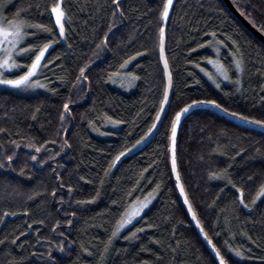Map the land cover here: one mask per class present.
<instances>
[{
    "label": "trees",
    "instance_id": "trees-1",
    "mask_svg": "<svg viewBox=\"0 0 264 264\" xmlns=\"http://www.w3.org/2000/svg\"><path fill=\"white\" fill-rule=\"evenodd\" d=\"M243 16L261 33L264 25V0H231ZM8 4L3 15L15 16L18 10L28 9L37 2L50 5L54 0H5ZM163 0H124L127 19L112 17L114 6L111 0H63V7L71 17L68 44L55 46L51 57L61 56V68L56 75L48 73L51 83L46 89L33 93H20L12 89L0 88V128H6L13 135L0 134L5 147L0 148V156L11 147L6 141L15 139L24 142L33 137L37 143L55 139L56 143L46 145L48 151L40 156L47 160L43 166L30 161L27 153L32 150L21 147L13 170L0 169V264H46V253L51 247L57 264H100V254L116 221L124 207L136 197L143 199L148 192L155 191L154 199L126 229L114 239L112 251L106 256L105 264H217L182 204L175 187L169 161V139L171 120L175 113L192 100L214 99L230 112H238L249 117L264 119V44L254 38L244 26L233 17L222 0H174L170 19L163 23L159 19ZM43 15L28 9L23 17L32 23L52 24L48 13ZM115 19L117 26L109 34L107 47L96 49L103 40L110 24ZM87 22V23H86ZM165 27V57L172 76V94L168 111L154 138L141 150L127 156L113 168L108 176L112 157L128 149L141 140L151 128L160 108L165 86L164 74L159 60V28ZM216 31L221 39L231 37L238 41L244 53V72L235 73L231 63L230 50L220 48V56L229 68L231 80L217 79L220 88L208 79L200 68L213 73L207 60L216 59L213 48L205 42ZM46 42V41H44ZM226 43L230 41L226 40ZM205 44V47H199ZM195 49V51H191ZM137 56L129 70L140 76L132 87L121 86L119 82L106 80V74L118 68L123 59ZM96 53V55H94ZM91 59V70L86 72L89 79L83 90L72 88L79 68ZM23 63V61H21ZM259 70V71H258ZM240 76L241 86L232 82ZM45 83L44 78H40ZM56 89L53 94L48 89ZM72 116L67 119L63 132L59 114L63 104L68 102ZM36 113L37 119L31 116ZM108 115L123 123L113 126L104 122ZM93 120L99 131L88 126ZM19 132L20 135H16ZM104 133V134H101ZM68 139L71 147H64ZM233 145L235 147H233ZM243 149L240 156L236 152ZM259 150V151H257ZM59 152V155L56 153ZM224 153V154H222ZM49 155L54 159L49 160ZM177 169L180 180L188 196L189 203L201 227L221 249L229 264H264V198L251 206L249 212L236 202L235 190L224 180L209 179L211 171L228 168L232 180L244 189L246 202L251 199L264 183V133L241 127L205 109H196L182 121L176 140ZM235 157V160H232ZM229 164L232 167H228ZM25 175H20V169ZM61 173L66 185L58 188L52 169ZM146 169V171H145ZM84 176L91 183L79 179ZM143 177V179H141ZM252 179L249 180L248 178ZM104 180L101 187L100 180ZM137 181L142 191H133ZM67 185L74 188L71 197ZM57 189V196L51 192ZM100 195L92 204L77 206L67 201L88 200ZM132 195L129 197L128 193ZM41 193V195H35ZM33 196L34 199H29ZM63 196L65 204L58 203ZM116 201V204H113ZM25 210L28 215H24ZM76 211L72 226L66 224L64 213ZM9 213L5 216L4 213ZM15 212L16 215L10 213ZM67 218H70L67 217ZM43 220L44 224H39ZM59 220L62 227L57 233L51 231ZM28 224L32 227L29 229ZM153 225V227H147ZM145 227L139 239L127 241L123 237L136 228ZM39 229V232H37ZM65 231L68 241H76L60 253L54 247L63 239L58 235ZM25 232L24 236H20ZM220 235L217 236L216 233ZM20 236L16 245L11 240ZM252 239H248V237ZM37 240L40 243H37ZM51 240V244L48 243ZM227 240L233 248L244 253L236 257L224 246ZM68 241H65L67 243ZM155 241H159L156 243ZM255 241V243H253ZM83 243L93 253L88 256L79 247ZM23 244V248L19 245ZM172 248L176 252H172ZM251 249V252L248 250ZM36 255L33 256L32 254ZM45 254L41 259L40 254ZM161 259H157V257ZM251 257V258H248Z\"/></svg>",
    "mask_w": 264,
    "mask_h": 264
},
{
    "label": "snow or ice",
    "instance_id": "snow-or-ice-1",
    "mask_svg": "<svg viewBox=\"0 0 264 264\" xmlns=\"http://www.w3.org/2000/svg\"><path fill=\"white\" fill-rule=\"evenodd\" d=\"M124 0H111V4L114 6L113 11L111 12L112 17L116 18L117 16L120 18L121 22L127 19L125 12L126 9L123 7ZM8 4L5 0H0V86H4L6 89H14L18 91H28V90H36V89H46L48 83H51V79L48 73H52V75H56L55 69L61 68L62 64L58 63L61 61V56L51 57L50 50H54L55 46L60 44H67V47L71 49V44H68V31L69 28H66V25H71V17L68 16L65 8L63 7V0H54L50 5H41L40 3H36L34 5L30 4L28 9L36 11L38 14L43 15L41 12V8L48 13V17L53 21L51 25L44 23H32L27 18L23 17V12L28 9L18 10L14 17L8 18L3 15V9H6ZM174 9V0H163L162 9L159 12V19L161 22L166 23L170 19V10ZM245 13H242V15ZM87 23V22H86ZM117 26L115 19L112 24H110L107 32H105L103 40L100 44H96V49H100L103 45L107 47L109 41V34L112 33L113 28ZM261 31H264V25H261ZM205 35H209L210 39L205 42V44L209 48H213L216 52L217 58L212 59L208 58V64L212 65L216 69V74L214 75L211 72H208L206 69L201 68L200 64L197 63L195 67L200 68L201 72L211 80L217 88H220V83L217 81V76L222 77L223 80L229 81L231 77L229 76V68L225 66V63L222 62V58L220 56V48H228L230 50L231 55V63L235 67V73H243L244 72V53L240 50L238 45V41L232 39L231 37H226L225 39H221L218 37L216 31H212L211 33H205ZM226 40L230 41L231 47L229 43H226ZM46 41V42H44ZM205 44H200L199 47H205ZM159 50H160V59L163 61V73L167 78V82L163 89V98L160 101V108L156 114V121L161 120V114L166 111V105L170 103L169 98V89L172 88V76L169 70V63L167 58L165 57V27L161 26L159 28ZM191 51H195V49H191ZM96 55V53H94ZM142 55L141 52H137L135 56H129L119 64L118 68L114 71H109L106 74V80L111 83L119 82L121 86L132 87L135 85V82L140 79V76L137 75L134 71L129 70L132 62L135 61L137 56ZM23 61V63H21ZM92 60L89 59V62L84 64V66L79 68V74L75 77V82L72 83V88L76 89L78 86L81 90L84 88V82L88 81L89 77L86 72L91 70ZM259 71V70H258ZM264 75V73H261ZM41 77L44 78L45 83L41 82ZM237 86V91L240 90L241 79L240 76L237 75L236 79L232 81ZM53 94H56V89L53 87L48 89ZM261 91L264 92V86L261 87ZM264 100V97L261 98ZM72 103L71 97H69L68 102L63 104V110L59 114V121L61 124V128L56 131V135L59 136L63 132L65 135L67 134V129L63 127L64 122L67 119H70L72 116L71 109L69 104ZM207 104L221 111L229 114L237 119L243 120L246 123L255 124L258 127L264 128V119H257L254 117H249L248 115H244L238 112H230L228 108L222 107L220 103H218L214 99L208 100H192L191 103L185 104L183 107L179 109L175 113L174 118L171 120V128H170V136L168 137L171 144V172L176 177V187L180 189V195L184 197V204L188 205V211L191 213L192 208L188 200V196L185 193L184 187L181 184L180 174L177 170V157H176V140H177V128L181 123V119L183 116L188 114L191 109L200 105ZM40 111L39 107L36 108L35 112L32 114L31 119L36 120L37 115ZM104 122L111 123L113 126L119 125L123 123L121 120H113L111 116L105 114L103 118ZM88 126L92 128L93 131H99L96 127V123L93 120H88ZM157 127L156 123H153L152 127L149 129V133L152 132L153 129ZM0 134H6L8 136L13 135V133L8 132L6 128H0ZM104 134V133H101ZM16 135H20L19 132ZM143 137L141 138V140ZM7 145L11 147V154H7V150H5L0 156V169H9L13 170V163L19 158L18 151L21 147L32 150V152L27 153L28 159L30 161L35 162L38 165H45L47 160L43 159L41 154L43 151H48L46 145L49 143L55 144L56 140H45L43 143H37L36 138L33 137L28 139L27 142H24V137H21V141H17L15 139H9L6 141ZM141 143L140 140L137 141V144ZM136 145H133L135 147ZM5 147V142L0 140V148ZM64 147H71L68 139H64L63 145L61 146V151ZM233 147H235L233 145ZM130 151V149H124L120 151L117 155L112 157L111 163L108 166V169L104 171V175L108 176L110 171L115 168L118 162L122 157L125 156L126 152ZM244 151L241 149L236 152V156H240L241 152ZM259 151V150H257ZM60 153L57 152L56 155ZM224 154V153H222ZM54 156L49 155L48 159H54ZM232 160H235V157H232ZM232 167L231 164L228 166ZM54 178L58 181V188L64 189L66 185L63 183L61 179V173L57 171L56 168L52 169ZM146 171V169H145ZM20 175H25V169H20ZM79 179L81 181H85L86 183H91V180H86L84 176H80ZM143 179V177H141ZM209 179L213 180H224L227 185H230L231 188L235 190L236 194V202L244 209H247L249 212L253 210L251 206L257 205L258 201H261L264 198V183L259 186V190L255 193V196L251 199L250 204L246 202L244 189L242 187H238L237 184L232 180L230 173L228 172V168L220 169L217 171H211L209 173ZM249 180L252 178L249 177ZM104 184V180H100L101 187ZM159 185L156 186V189L153 192H148L147 195L141 199L140 197H136L134 200H131L127 206L124 207L123 212L120 214V218L116 221L114 228L111 230L110 235L104 243L103 252L100 254V264H105V259L110 251H112V244L114 239L120 237L122 230L126 229L129 225L133 224V221L138 217L142 218V213L144 209L148 207L151 203V200L154 199V192L158 191ZM140 190L142 191V186L137 181L136 187L133 191ZM74 188L72 185H67V194L69 197L72 196ZM35 195H41V193H36ZM52 197L57 196V189H53L51 192ZM100 195V191L96 192V195L91 197L88 200H76L72 201L71 199L67 201L68 205L71 206L72 203H75L77 206L83 204H92L95 202L96 198ZM129 197L132 195L131 192L128 193ZM29 199H34L33 196H30ZM58 203L63 206L66 202L64 197L61 196ZM116 201H113V204H116ZM251 205V206H250ZM11 215H16L15 212L10 213ZM5 216L9 215V213H4ZM24 215H28V211L25 210ZM76 211H72L70 214L65 212L64 216L66 217V224L68 226L73 225V221L76 218ZM70 218H67L69 217ZM192 219L197 221V227L200 228V232L204 235L205 240L211 246L212 252L214 253L216 261L218 264H229L228 260L225 258V254H222L221 249L218 248L211 238L208 237V234L204 231L203 227L200 225V221L197 220L195 213H192ZM39 224L43 225L44 221H39ZM27 227L30 229L32 227L31 224H28ZM62 227L59 220L55 222L51 231L53 233H57V230ZM147 227H153V225H148ZM39 232V229H37ZM145 232V227L136 228L135 231H131L129 235L124 236L123 238L127 241H133L139 239L138 234ZM25 232H21L20 236H24ZM58 235L63 239L57 245H54L56 249L59 250L60 253H64L66 249L70 252L71 245L76 244V241H68L67 236L65 235V231H59ZM217 236L220 235L219 232L216 233ZM20 236H16L11 240L13 245L17 244V241L20 239ZM248 239H252L250 236ZM65 241H68L65 243ZM159 243V241H155ZM37 243H40L37 240ZM48 243L51 244V240H48ZM255 243V241H253ZM0 244H4L3 240H0ZM23 248V244L19 245ZM224 246L228 252L234 253L236 257H244V253L241 252L237 248H233L231 244L228 243L227 240L224 241ZM81 252L86 253L88 256H93L94 253L86 247L83 243L79 245ZM172 252H176L175 248L171 249ZM251 252V249L248 250ZM33 256L36 254L33 253ZM46 264H57L56 257L53 255V249L50 247L46 253ZM40 258L44 259L45 254L41 253ZM251 258V257H248ZM157 259H161V257H157ZM264 260V257H261ZM142 264H148L147 261L142 262Z\"/></svg>",
    "mask_w": 264,
    "mask_h": 264
},
{
    "label": "water",
    "instance_id": "water-1",
    "mask_svg": "<svg viewBox=\"0 0 264 264\" xmlns=\"http://www.w3.org/2000/svg\"><path fill=\"white\" fill-rule=\"evenodd\" d=\"M225 4V7L228 9V11L233 15V17L235 19H237L243 26L244 28L254 37L256 38L257 40H259L261 43L264 44V34L261 33L258 29H256L243 15L242 13L233 5L232 1L231 0H222ZM159 60H160V64H161V68H162V71H163V61L160 59V50H159ZM170 70V68H169ZM164 74V73H163ZM164 80H165V84L167 82V78L164 76ZM171 94H172V88L169 89V98L171 99ZM166 107V111L164 113L161 114V120L160 121H156V119L154 120L153 123H156L157 124V127L155 129L152 130L151 133H149V130L148 132L145 134V136L143 137L141 141V143L137 144L135 143L134 145H136L135 147L131 146L130 148V151L126 152L125 156L121 158V160H123L124 158H126L127 156H130L134 153H136L137 151L143 149L153 138L154 136L157 134V132L159 131V128H160V125L168 111V108H169V104L165 106ZM196 109H205V110H208L212 113H215L217 114L218 116L224 118V119H227L231 122H233L234 124L238 125V126H241V127H246V128H249V129H254V130H257V131H260V132H263L264 133V128H261V127H258L256 126L255 124H250V123H246L245 121L243 120H240V119H237L229 114H226L225 112L221 111L220 109H217L215 107H212L210 105H207V104H200L196 107H194L193 109H191V111L189 113H191L192 111L196 110ZM188 113V114H189ZM186 114L185 116L182 117L181 119V123L183 121V119L188 115ZM180 123V125H181ZM153 125V124H152ZM180 125H178V128H177V133H178V130H179V127ZM152 127V126H151ZM169 161H170V168H171V144H170V141H169ZM120 160V161H121ZM119 161V162H120ZM118 162V163H119ZM178 170V169H177ZM172 177H173V180H174V183L176 181V177L175 175L172 173ZM182 184V183H181ZM175 187H176V183H175ZM176 190L178 192V195L182 201V204L184 205V208L190 218V222L192 224V226L196 229L199 237L201 238V240L203 241V243L205 244V246L207 247V249L209 250V252L211 253V255L213 256V258L215 259V256H214V253L212 252V248L211 246L207 243V241L205 240L204 238V235L200 232V228L197 227V221L196 220H193L192 219V212L190 213L188 211V205L184 204V197L180 195V189L176 187ZM216 261V259H215ZM217 264H218V261H216Z\"/></svg>",
    "mask_w": 264,
    "mask_h": 264
},
{
    "label": "rangeland",
    "instance_id": "rangeland-1",
    "mask_svg": "<svg viewBox=\"0 0 264 264\" xmlns=\"http://www.w3.org/2000/svg\"><path fill=\"white\" fill-rule=\"evenodd\" d=\"M211 68H212V72H213V74L215 75L216 74V69L211 65ZM217 79H221V80H223V78L222 77H219V76H217ZM42 82V81H41ZM0 88H5L4 86H0ZM12 90H14V89H12ZM41 89H36V90H28V91H18V90H15V91H17V92H20V93H33V92H36V91H40ZM152 201V200H151ZM150 205V204H149ZM148 205V206H149ZM145 210V209H144Z\"/></svg>",
    "mask_w": 264,
    "mask_h": 264
}]
</instances>
